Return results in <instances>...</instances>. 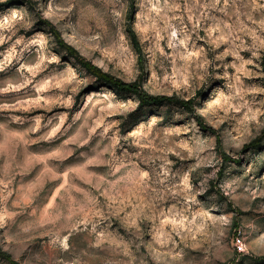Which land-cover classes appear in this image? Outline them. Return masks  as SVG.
<instances>
[{
  "label": "clouds",
  "instance_id": "clouds-1",
  "mask_svg": "<svg viewBox=\"0 0 264 264\" xmlns=\"http://www.w3.org/2000/svg\"><path fill=\"white\" fill-rule=\"evenodd\" d=\"M130 2L61 0L60 12L49 14L63 39L89 60L96 49L103 52L96 62L118 82L98 78L79 63L46 74L53 95L76 97L83 90L73 123L85 112L87 123L80 124L75 143L95 140L87 153H78L83 163L68 169L72 182L51 207L40 201L47 214L40 206L25 210V223L11 229L9 243L20 246L15 258L32 234L42 231L48 241L43 251L32 253V264H231L238 245L244 264H264L253 255L264 254V203L251 204L264 190L242 188V176L220 175L232 163L225 153L235 155L247 139L243 133L255 119L252 113L262 117L255 127L264 126V98L255 95L264 88L245 85L239 72L228 73L230 66L252 62L241 50L254 57L264 50V3L136 0L140 12L128 21ZM154 8L160 9L155 15ZM38 14H44L43 5L31 15L25 7L5 39ZM146 23L148 31L141 27ZM247 36L253 39L246 42ZM41 40L43 48L49 40L56 44L49 33L35 40L18 37L13 45L23 51ZM229 55L235 58L231 62L225 59ZM221 74L226 87L216 79ZM232 125L239 135H233ZM90 166L93 171L81 174Z\"/></svg>",
  "mask_w": 264,
  "mask_h": 264
},
{
  "label": "rangeland",
  "instance_id": "rangeland-1",
  "mask_svg": "<svg viewBox=\"0 0 264 264\" xmlns=\"http://www.w3.org/2000/svg\"><path fill=\"white\" fill-rule=\"evenodd\" d=\"M177 2L184 3L186 0ZM261 3H264V0H261ZM41 5L43 15L38 14L35 20L25 18V24L30 26L18 27L11 40L5 39L9 35V29L16 26L14 18L22 16L25 7L31 15L34 10H39ZM63 7L61 0H3L0 4V234H3L0 236V245L9 244V249L0 248V264H8L9 261L11 264H32V253L43 251L48 237L42 231L33 233L32 239L25 242L27 247L19 251V259L15 258V254L20 246L10 244L7 237L12 228L25 223L27 219L25 210L40 206L47 214L40 201L43 200L51 207L58 199L57 194L64 190L66 183L72 182L68 169L83 163L78 153H87L88 145L95 140L94 136L88 144L77 146L75 143L80 124L87 123V112L81 114L84 119L73 123L74 112L80 111L77 104L83 90L78 92L76 97L70 92L67 96L53 95L51 81L46 74H49L50 69L57 74L63 73L69 65L75 68L77 63L86 68L82 62L86 61L113 78L112 74L102 68L101 63L96 62V57L103 59V52L96 49L92 53L93 59L89 60L75 45L63 39L49 15L58 14ZM96 7L97 4L91 5L92 9ZM158 11L160 9L154 8L153 14H157ZM139 12L140 6L136 0H131L126 19L134 21ZM192 19L194 17H190L189 23ZM38 24L47 27L38 28ZM141 27L145 31L149 30L147 23ZM49 33L56 39L55 45L51 40L48 41L49 48H43V40L29 44L23 51L19 45H13V41L18 37L35 40L38 34L47 36ZM200 35H204L203 30ZM252 39L250 36L245 37L246 42ZM197 43L205 44V41L198 40ZM66 45L73 47L76 53L68 51ZM220 47L223 48L224 45ZM189 51L194 56L199 55L195 48H189ZM241 55L245 60L251 59L252 62L240 67L230 66L228 73L235 76L239 72L240 79L245 85L264 88V50L260 56L254 57L251 50L244 49L241 50ZM225 59L231 62L235 58L229 55ZM216 79L222 87L227 86L224 75H218ZM59 83L57 80V84ZM202 91L203 88L200 89V92ZM197 94L199 95V92ZM252 95L253 93H248L249 97ZM255 95L257 99L264 98V93L257 92ZM70 107L74 111H70ZM241 112L244 118H248L249 114L245 110L241 109ZM252 115L255 119L250 120L248 132L243 133V129L240 130L247 139L235 155L229 156L225 153L224 160L232 163L226 168H221L220 175L225 176V173H229L227 177L229 180L242 176L245 182L242 188L246 189L247 185L251 184L252 189L260 191L264 190V126L255 127L256 122L262 117L257 113ZM11 116L24 119L22 122L12 120ZM98 119L99 114L92 118L93 125ZM224 124H228V121H224ZM100 126H103L102 121ZM29 127L33 128V131L25 135V130ZM230 127H233V135L240 134L235 131V125ZM98 130L97 128L96 131ZM93 170L90 166L81 169V174ZM242 188L236 191L240 192ZM260 203H264V197L255 196L251 201L253 208ZM6 228L9 229L8 232H5ZM240 247L242 245L237 246V253L231 264H244L245 257L240 256ZM253 255L257 261L264 260V254Z\"/></svg>",
  "mask_w": 264,
  "mask_h": 264
},
{
  "label": "trees",
  "instance_id": "trees-1",
  "mask_svg": "<svg viewBox=\"0 0 264 264\" xmlns=\"http://www.w3.org/2000/svg\"><path fill=\"white\" fill-rule=\"evenodd\" d=\"M63 43V42H61ZM138 46V44H137ZM68 51H70L71 53H76V50L73 49V47L66 45ZM83 65L91 72H93L96 76H98L101 79H104L106 81H109L111 83H117L118 81H116L114 78L109 77L107 74L101 72L98 68L94 67L93 65H91V63L86 62V61H82Z\"/></svg>",
  "mask_w": 264,
  "mask_h": 264
}]
</instances>
